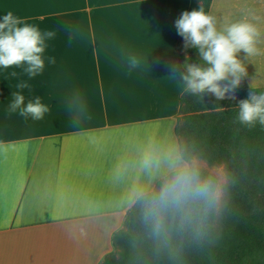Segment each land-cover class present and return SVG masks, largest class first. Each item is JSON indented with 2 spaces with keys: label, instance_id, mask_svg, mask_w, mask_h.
<instances>
[{
  "label": "crops",
  "instance_id": "0c3cea01",
  "mask_svg": "<svg viewBox=\"0 0 264 264\" xmlns=\"http://www.w3.org/2000/svg\"><path fill=\"white\" fill-rule=\"evenodd\" d=\"M190 2L0 0V21L12 11L56 33L41 74L0 70V264H100L114 250L136 179L132 172L118 178L120 166L150 141L180 145L183 92L172 75L179 76L174 65L183 71L176 21ZM209 13L259 26L261 54L239 55L245 86L264 87V0H213ZM121 50L139 56L141 67L129 71ZM21 82L30 86L21 90L26 102L39 96L49 106L43 120L9 111ZM76 92L87 105L79 126L70 118Z\"/></svg>",
  "mask_w": 264,
  "mask_h": 264
},
{
  "label": "clouds",
  "instance_id": "9594fccd",
  "mask_svg": "<svg viewBox=\"0 0 264 264\" xmlns=\"http://www.w3.org/2000/svg\"><path fill=\"white\" fill-rule=\"evenodd\" d=\"M176 27L184 38L185 49H197L201 60L195 63L189 58L183 71L181 66H173L179 76H172L178 79L182 92L200 99L207 95L216 101L238 100L237 121L250 127L257 122L264 125V92L250 90L247 98L237 97V89L248 75L239 54L243 52L246 58L261 54L259 26L246 18L221 23L205 11L202 2L198 9L184 11ZM55 35L54 31L42 30L8 11L0 21V70L20 68L29 78L41 74L46 66L48 41ZM120 55L126 58L129 71L141 67L139 56L123 50ZM47 62L56 61L49 57ZM16 75V71L11 72V76ZM16 87L9 111L34 121L43 120L49 106L39 96L26 102L21 90L30 87L27 82ZM86 112V101L76 92L70 115L72 124L79 126ZM129 172L136 179L125 194V202L139 208L142 222L156 240H164L173 224L186 228L202 210L219 214L225 205L227 177L208 170L200 158L188 155L179 144L162 147L150 141L137 159L120 166L117 176L122 179ZM141 176L147 178L146 183L140 181Z\"/></svg>",
  "mask_w": 264,
  "mask_h": 264
},
{
  "label": "trees",
  "instance_id": "16d2710c",
  "mask_svg": "<svg viewBox=\"0 0 264 264\" xmlns=\"http://www.w3.org/2000/svg\"><path fill=\"white\" fill-rule=\"evenodd\" d=\"M213 0H191L189 12L203 2L209 12ZM184 64L189 58L201 63L198 50L185 49L178 42ZM250 90L241 83L238 99ZM237 101H216L214 97L183 92L176 134L180 146L212 165L224 164L230 181L223 227L218 234L216 212L202 210L190 226L175 224L164 240L154 239L133 205L123 227L114 232V250L100 264H264V125L241 124L235 119Z\"/></svg>",
  "mask_w": 264,
  "mask_h": 264
},
{
  "label": "rangeland",
  "instance_id": "374dc122",
  "mask_svg": "<svg viewBox=\"0 0 264 264\" xmlns=\"http://www.w3.org/2000/svg\"><path fill=\"white\" fill-rule=\"evenodd\" d=\"M194 156L200 158L204 162V164H205V166H206V168L208 170H210V171H212L214 173L224 174L227 177V192H226V198H225V205H224L223 209L220 211L219 214L216 213V218H217L216 219V228H217L218 234H219V232L221 231V229L223 227L222 224H223V217H224V209L226 207V203H227L228 195H229V187H228V184H229V181H230V177H229L228 171L225 168V165L224 164H221V165H215L214 164V165H212V164H210L207 161V159H204V158H202V157H200L198 155H194Z\"/></svg>",
  "mask_w": 264,
  "mask_h": 264
}]
</instances>
